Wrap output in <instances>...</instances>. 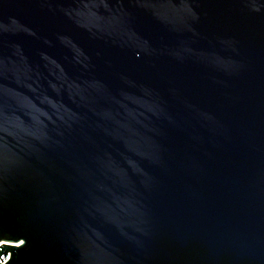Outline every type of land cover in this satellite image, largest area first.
<instances>
[{"label": "water", "instance_id": "obj_1", "mask_svg": "<svg viewBox=\"0 0 264 264\" xmlns=\"http://www.w3.org/2000/svg\"><path fill=\"white\" fill-rule=\"evenodd\" d=\"M264 264V0H0V263Z\"/></svg>", "mask_w": 264, "mask_h": 264}, {"label": "built area", "instance_id": "obj_2", "mask_svg": "<svg viewBox=\"0 0 264 264\" xmlns=\"http://www.w3.org/2000/svg\"><path fill=\"white\" fill-rule=\"evenodd\" d=\"M10 254L8 253V256L0 263V264H4L5 262H7V260L9 259Z\"/></svg>", "mask_w": 264, "mask_h": 264}]
</instances>
